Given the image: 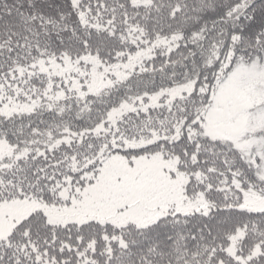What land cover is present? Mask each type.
<instances>
[{"label":"snow or ice","instance_id":"snow-or-ice-1","mask_svg":"<svg viewBox=\"0 0 264 264\" xmlns=\"http://www.w3.org/2000/svg\"><path fill=\"white\" fill-rule=\"evenodd\" d=\"M0 264H264V0H0Z\"/></svg>","mask_w":264,"mask_h":264}]
</instances>
